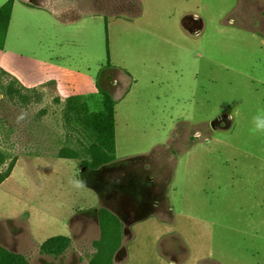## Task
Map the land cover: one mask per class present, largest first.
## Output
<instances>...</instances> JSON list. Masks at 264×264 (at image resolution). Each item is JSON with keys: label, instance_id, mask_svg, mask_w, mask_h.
<instances>
[{"label": "rangeland", "instance_id": "1", "mask_svg": "<svg viewBox=\"0 0 264 264\" xmlns=\"http://www.w3.org/2000/svg\"><path fill=\"white\" fill-rule=\"evenodd\" d=\"M141 2L142 17L134 23L107 18L112 64L139 80L130 100L116 109V161L100 164L86 151L78 160L58 161L63 147L108 148L102 130L87 125L88 114L101 108L98 92L63 98L49 81L43 90L15 87L9 94L12 77L0 68V148L7 162L19 160L10 184L21 197L0 200V209L10 213L0 220V264H104L94 242L109 228L121 235L113 264H264V134L250 131L251 117L264 109V0ZM75 4L80 13L116 16L126 0ZM186 15L192 18L185 17L187 30L181 23ZM46 25L48 43L60 30ZM28 31L20 42L34 46ZM88 32L86 48L80 44L75 51V66L95 76L109 62L106 30L92 23ZM4 39L0 35L1 46ZM29 56L12 61L3 49L0 64L42 80L46 64ZM221 114L233 116L229 126L221 121L212 127ZM40 157L51 165L35 164ZM80 164L101 171L104 180H143L147 189L136 201L145 199L147 208L134 209L130 197L110 201L96 187L98 175ZM75 185L84 192L75 194ZM52 220L59 229L47 237L69 241L46 245L45 252L41 247L50 237L38 241L32 229L53 227Z\"/></svg>", "mask_w": 264, "mask_h": 264}, {"label": "crops", "instance_id": "2", "mask_svg": "<svg viewBox=\"0 0 264 264\" xmlns=\"http://www.w3.org/2000/svg\"><path fill=\"white\" fill-rule=\"evenodd\" d=\"M7 0H5L6 2ZM80 0H12L11 12L6 24L5 36L3 41V47L0 50V53L3 49L10 55L12 61L17 58H21L25 55L29 56L28 59L34 61H42L46 64L48 71H46L47 76H44L42 80L34 81L28 77H24L20 72L14 70L13 68L7 67L4 68L0 64V68L6 71L11 77L10 85L13 87L12 90H8V93L16 92L14 88H38L45 89L48 86L49 81H53L54 87L53 90L57 95L61 97H66L69 95H76L77 98L81 99L83 95L99 93L100 90L106 92L113 101V119H114V150H115V161L119 159L117 155V123H116V109L118 104H124L130 100V96L133 95L139 80L134 76L133 72L123 70L121 67L112 64L110 48L108 47V19L105 24V17L107 18H119L123 17L126 21L134 23L142 17L143 8L141 14L135 18H127L126 16H110L104 13H80L75 10V2ZM142 4V2H141ZM185 17H188L192 20L191 16H184L181 23L183 25ZM199 21V19H197ZM49 22L51 26L55 29L60 30L58 36L50 38L49 42H45V28L46 22ZM196 21V20H194ZM35 23V24H34ZM92 23H103L105 26L106 34V50L107 57L109 62L107 64H100L97 67L95 76L87 74L86 71L89 70L88 67L84 65V69H81L80 66H75V51L78 50V46L81 44L83 48H86L89 41V26ZM200 24V23H199ZM35 25V26H34ZM66 29V31L64 30ZM28 29H31L32 37L35 40L34 46L30 45L25 46L24 42H20L22 39L20 37H26L29 35ZM83 31L82 36L80 32ZM189 33V31H188ZM62 36V37H61ZM51 37V36H50ZM37 45V46H36ZM38 48L36 49L35 48ZM65 46L68 48L62 51V47ZM50 52L51 56L46 58V53ZM33 56H38L37 58H32ZM24 58V57H23ZM138 58V57H137ZM79 60V58H78ZM111 62V63H110ZM116 72L119 75L116 74ZM60 73V74H57ZM167 73L164 72L163 76H166ZM120 77L121 79H119ZM154 80H157L156 75L151 76ZM153 79H147L145 84H153ZM9 85V84H8ZM82 95V96H81ZM100 95V94H99ZM12 97V96H11ZM86 102V100L84 101ZM23 103V102H22ZM117 131V132H116ZM72 159V158H68ZM61 159L59 158L58 161ZM78 160V159H76ZM19 160L10 173V175L0 183V200L5 202L17 201L21 198L17 195L15 187H11L10 181L14 179L16 175V167L18 166ZM34 163L40 166L51 165L45 159L37 158L34 160ZM84 171V170H83ZM94 171V170H93ZM101 174L102 181L112 182L114 180H104L103 174L101 171H97ZM92 176V175H91ZM125 181V180H124ZM122 181V182H124ZM116 182V181H114ZM117 183V182H116ZM97 187V186H96ZM85 188V187H84ZM84 188H81L79 185H75V194H79L81 191L84 192ZM98 188V187H97ZM99 190L105 195L109 200H119L124 201L127 199L126 195L116 187H100ZM98 190V191H99ZM61 191V189H60ZM110 200V201H111ZM156 203V202H155ZM4 204V203H3ZM2 206V205H1ZM0 206V207H1ZM32 205H28V207ZM12 206L9 207L11 209ZM18 207L15 205L13 211ZM75 206H69L68 209L74 210ZM109 209V208H108ZM0 209V220L2 215H9ZM12 212V211H10ZM6 213V214H5ZM108 221H112V217L107 213ZM5 221V220H4ZM107 221V220H106ZM27 226L28 230L29 225L27 222L22 221ZM104 222V220H103ZM53 227H50L49 224H45L43 227L38 229H32L35 239L38 241L45 240V238H51V236L56 235L52 234L49 237L48 234L50 230L59 229V221L52 220ZM47 232V233H45ZM55 233V232H54ZM47 234V235H45ZM62 236V235H60ZM54 237V236H53ZM65 237V236H64Z\"/></svg>", "mask_w": 264, "mask_h": 264}, {"label": "trees", "instance_id": "3", "mask_svg": "<svg viewBox=\"0 0 264 264\" xmlns=\"http://www.w3.org/2000/svg\"><path fill=\"white\" fill-rule=\"evenodd\" d=\"M12 8V0H7L0 6V32H5L6 30V24L11 12ZM142 11V4L141 0H126V7H124L121 11H116L113 13V15H124L127 18H135L141 14ZM107 22V17H105V24ZM1 37L4 39L5 35H2L0 33ZM2 44V43H1ZM0 44V50L2 49L3 45L1 46ZM2 88V87H0ZM13 87L11 85L8 86V90H12ZM2 91V90H0ZM100 105L101 108L98 110L96 113H90L88 114L87 120L88 122V127H93L95 129H100L102 130L101 137L103 136L105 138L106 143H108V148L102 149L96 146H85L84 144L81 149L83 150H78V149H71L68 147H63L58 153L59 158H72V159H79L80 153H84L86 151L88 155H93L95 157L100 158V164H106L115 159V150H114V119H113V101L111 97L104 91L100 90ZM77 99V97H76ZM86 103V102H85ZM84 107V106H83ZM85 124V125H86ZM86 125V126H87ZM82 143V142H81ZM106 152H105V151ZM9 157L7 156L6 152L0 148V183H2L11 173L16 159L12 158L7 162ZM81 167H84V169H88L85 165L80 164ZM91 170V169H88ZM118 228V227H117ZM115 228V229H117ZM113 228H109L107 230L105 239L100 238L98 241L94 242V246H96V252L102 257L105 258V263L104 264H113L111 261L112 255L117 248V246L120 243V229L116 230L117 232L115 233L112 232ZM69 241L68 238L64 236H56V237H51L48 240L45 241V243L42 245L41 249L42 251H47L46 245H51L52 247H56L60 241ZM100 243H103V245H100ZM105 243V244H104ZM100 245V246H99ZM99 246V247H98ZM59 251V250H58ZM58 251L50 252L51 254H57L59 253ZM97 254L94 255L95 259L97 260Z\"/></svg>", "mask_w": 264, "mask_h": 264}, {"label": "flooded vegetation", "instance_id": "4", "mask_svg": "<svg viewBox=\"0 0 264 264\" xmlns=\"http://www.w3.org/2000/svg\"><path fill=\"white\" fill-rule=\"evenodd\" d=\"M88 175L90 174H94V175H98V180H99V183H97V187L100 188V187H116L118 188L119 190H121L127 198H131L132 199V205L134 207V209H138V206L140 209H143V208H147V205H145V203H147L145 201V199L142 200V202L139 203V205L137 204V199L139 198L141 192H145V190L147 189V184L143 181V180H139L136 181L135 180H131L130 177H127L124 182H121V183H116L114 181L112 182H104L102 181V177H101V174L98 173L97 171H93V170H86V172ZM99 184V185H98Z\"/></svg>", "mask_w": 264, "mask_h": 264}, {"label": "clouds", "instance_id": "5", "mask_svg": "<svg viewBox=\"0 0 264 264\" xmlns=\"http://www.w3.org/2000/svg\"><path fill=\"white\" fill-rule=\"evenodd\" d=\"M198 18V16L194 17ZM229 119H233V116L230 114ZM252 128L250 131L253 134L260 133L264 134V109H258L257 112L251 117ZM197 138L201 135L199 132L195 133Z\"/></svg>", "mask_w": 264, "mask_h": 264}, {"label": "water", "instance_id": "6", "mask_svg": "<svg viewBox=\"0 0 264 264\" xmlns=\"http://www.w3.org/2000/svg\"><path fill=\"white\" fill-rule=\"evenodd\" d=\"M229 120L230 119L226 114H221V115L217 116V118H215L214 120L211 121V126L214 127L215 125H219L221 123V121L224 122L225 126H229V124H230Z\"/></svg>", "mask_w": 264, "mask_h": 264}]
</instances>
